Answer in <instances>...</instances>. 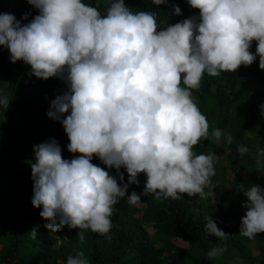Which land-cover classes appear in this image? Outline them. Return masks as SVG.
Masks as SVG:
<instances>
[{"label": "clouds", "instance_id": "obj_1", "mask_svg": "<svg viewBox=\"0 0 264 264\" xmlns=\"http://www.w3.org/2000/svg\"><path fill=\"white\" fill-rule=\"evenodd\" d=\"M187 2L199 16L161 30L156 11L133 12L125 0H112L105 15L83 0H27L39 14L23 25L13 14L0 13V46L9 51L10 61L29 65V75L37 79L58 78L67 89L51 101L47 116L62 124L68 151L78 155L64 159L51 138L33 148L32 205L41 209L46 229H78L80 242L87 230L108 237L114 205L125 197L129 205H138L142 195L173 201L185 194L215 195L216 154L197 155L193 149L210 138L219 144L224 134L216 128L209 136L193 91L201 88L205 74L236 72L257 56L264 70V0ZM174 14H181L178 6ZM259 89L254 113L245 112L252 124L257 110L264 116V84ZM0 107H9L7 96H0ZM245 132L249 137L250 130ZM232 142L228 135L227 143ZM258 147L244 140L237 152L241 159L254 156L256 170L264 174V148ZM94 157L115 168L118 178L93 164ZM121 168L128 174L126 183ZM141 173L147 177L143 192L128 195L129 185L139 186ZM244 195L247 211L239 234L253 240L264 233V188L253 185ZM206 221L207 235L227 239L209 216ZM30 234L35 239L36 228ZM224 251L216 247L207 256L214 259ZM67 264L89 261L79 251Z\"/></svg>", "mask_w": 264, "mask_h": 264}, {"label": "trees", "instance_id": "obj_2", "mask_svg": "<svg viewBox=\"0 0 264 264\" xmlns=\"http://www.w3.org/2000/svg\"><path fill=\"white\" fill-rule=\"evenodd\" d=\"M83 2L105 15L112 0ZM125 4L133 12L156 11L158 30L199 16V10L191 8L187 0H168L158 6L152 0H125ZM174 6L181 9L180 15L174 14ZM0 13L13 14L23 25L39 10L27 0H0ZM25 14L27 20L22 19ZM256 47L253 41V54ZM30 72V66L22 61L13 64L9 51L0 46V96L9 100L7 109L0 107V264H67L68 257L79 251L84 252L89 264H264V233L253 240L239 234L247 211L243 205L248 203L244 191L253 185L264 188V174L256 170L254 156L241 159L237 152V144L244 140L264 148V116L257 110L259 106L253 114L254 124L245 114L248 108L254 113L253 99L264 84L258 56L251 66L242 65L236 72H222L217 77L205 74L201 88L193 91L209 123V136L216 128L224 134L219 144L210 138L193 149L197 155L216 154V174L211 178L215 195L200 199L185 194L175 201L142 195L138 205H129L125 197L114 205L108 237L87 230L83 242L77 238L78 229L65 226L56 233L46 229L47 221L39 215L41 209L32 205L34 146L51 138L59 143L64 159L78 154L68 151L69 140L62 124L47 116L51 101L67 90L65 83L55 77L37 79ZM228 135L233 137L232 144L227 143ZM241 161L246 169L235 166ZM92 163L118 178L117 170L108 169L98 158ZM120 172L126 183L127 172L123 168ZM138 179L139 186L129 185L128 195L143 192L147 177L141 173ZM208 216L229 235L226 240L206 234ZM33 228L38 233L35 239L30 234ZM175 239L186 246H176ZM216 247L226 251L209 259L207 253Z\"/></svg>", "mask_w": 264, "mask_h": 264}, {"label": "rangeland", "instance_id": "obj_3", "mask_svg": "<svg viewBox=\"0 0 264 264\" xmlns=\"http://www.w3.org/2000/svg\"><path fill=\"white\" fill-rule=\"evenodd\" d=\"M237 164V165H236ZM235 166L239 169H243L244 168V163L241 161L239 163H236ZM246 169V168H244ZM244 171V170H243ZM0 185H3L2 182H0ZM151 233V232H150ZM173 243L176 245V246H180V247H185L186 245L184 243H181L179 240L175 239L173 240Z\"/></svg>", "mask_w": 264, "mask_h": 264}]
</instances>
